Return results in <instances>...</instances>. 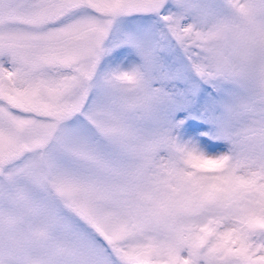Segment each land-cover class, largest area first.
Wrapping results in <instances>:
<instances>
[{
	"label": "snow or ice",
	"instance_id": "obj_1",
	"mask_svg": "<svg viewBox=\"0 0 264 264\" xmlns=\"http://www.w3.org/2000/svg\"><path fill=\"white\" fill-rule=\"evenodd\" d=\"M0 264H264V0H0Z\"/></svg>",
	"mask_w": 264,
	"mask_h": 264
}]
</instances>
